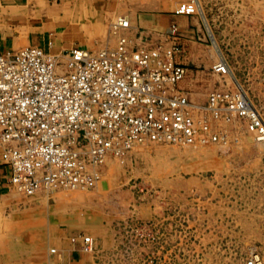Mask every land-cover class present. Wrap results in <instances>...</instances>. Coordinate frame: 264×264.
Wrapping results in <instances>:
<instances>
[{"label":"rangeland","instance_id":"1","mask_svg":"<svg viewBox=\"0 0 264 264\" xmlns=\"http://www.w3.org/2000/svg\"><path fill=\"white\" fill-rule=\"evenodd\" d=\"M120 1L133 19L176 16L191 0H167L161 12L147 10L149 0ZM193 1L198 15L170 23L180 28L192 98L204 104L214 89L240 87L264 118V0ZM8 9L0 0V23ZM119 16L94 26L92 51L110 41ZM222 61L227 76L214 72ZM207 128L227 134L228 145L137 147L108 159L91 190L49 193L50 207L16 191L17 199L0 205V264H50L53 230L92 237L97 264H248L256 256L264 264V142L245 124L210 117Z\"/></svg>","mask_w":264,"mask_h":264},{"label":"built area","instance_id":"2","mask_svg":"<svg viewBox=\"0 0 264 264\" xmlns=\"http://www.w3.org/2000/svg\"><path fill=\"white\" fill-rule=\"evenodd\" d=\"M198 14L193 0L175 12ZM110 36L114 45L75 47L64 56L40 47L0 52V147L11 188L27 196L89 191L108 159L140 146L228 145L227 134L209 132L210 117L245 124L264 142V118L242 88L214 89L199 104L179 86L188 69L179 62L184 51L176 23L162 34L166 43L152 44L144 29L119 16ZM214 72L227 76L230 70L225 62ZM70 240L97 254L92 237ZM50 257V264H64L58 250ZM248 264L262 262L256 256Z\"/></svg>","mask_w":264,"mask_h":264},{"label":"crops","instance_id":"3","mask_svg":"<svg viewBox=\"0 0 264 264\" xmlns=\"http://www.w3.org/2000/svg\"><path fill=\"white\" fill-rule=\"evenodd\" d=\"M7 2L10 9L0 23V52L40 47L49 54L64 56L75 47L93 50L95 41L91 33L94 26L104 27L105 20L125 13L120 0H7ZM149 2L146 9L151 12H161L169 5L167 0ZM157 14L133 16L134 20L128 15L123 16H127L131 23L134 21L138 28L144 29L151 43L157 44L164 43L161 34L173 22L171 17L178 18L174 15L168 18ZM108 40L110 41L107 44L115 43L111 36ZM191 79L187 75L179 86L192 90ZM1 153L2 150H0V205H5L17 199L20 194L9 184L11 169L2 161ZM50 196L47 194L34 196L39 200L37 206L50 207ZM48 239V245L61 253L64 263L97 264L92 255L82 251L81 242L72 244L64 232L53 230ZM43 247L47 246H41V252L44 250ZM48 258L47 255L46 260L49 262Z\"/></svg>","mask_w":264,"mask_h":264},{"label":"bare ground","instance_id":"4","mask_svg":"<svg viewBox=\"0 0 264 264\" xmlns=\"http://www.w3.org/2000/svg\"><path fill=\"white\" fill-rule=\"evenodd\" d=\"M224 62H225V61H222L221 63L225 64ZM53 193H54V192H53ZM45 194H47V193H45ZM47 195H50V194H47ZM35 196H36V195H35Z\"/></svg>","mask_w":264,"mask_h":264}]
</instances>
